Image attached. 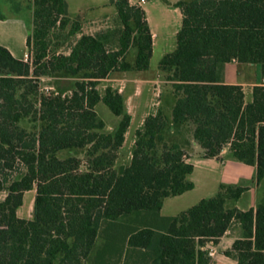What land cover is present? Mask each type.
<instances>
[{"label":"trees","instance_id":"1","mask_svg":"<svg viewBox=\"0 0 264 264\" xmlns=\"http://www.w3.org/2000/svg\"><path fill=\"white\" fill-rule=\"evenodd\" d=\"M31 2V62L0 46V264H210L207 244L236 226L240 238L223 255L264 264V201L246 212L226 205L246 186L221 184L176 216L160 214L164 199L194 188L192 157L227 149L255 167L257 184L264 178V85L245 103L241 87L222 81L231 61L259 66L264 81V0L166 2L182 15L176 47L158 64L169 87L119 168L131 117L116 89L97 88L113 72L149 69L145 12L109 0L116 24L90 35L66 0ZM40 79L74 83L40 93ZM98 103L120 118L111 133ZM30 191L33 216L19 218Z\"/></svg>","mask_w":264,"mask_h":264},{"label":"rangeland","instance_id":"2","mask_svg":"<svg viewBox=\"0 0 264 264\" xmlns=\"http://www.w3.org/2000/svg\"><path fill=\"white\" fill-rule=\"evenodd\" d=\"M73 8V4L78 6L80 12L79 18L85 20V31L89 33L100 26L110 25L114 26L117 19L114 7L110 4L109 0H66ZM136 3L137 0H130ZM174 2L176 0H145L144 8L146 10V18L152 34H154L152 41V56L150 59L149 69L147 73H131V76L143 75L148 77L150 82L139 85L141 95L139 97V104L137 109H132L133 121L126 134L125 143L121 150V156L116 164V168L128 165L133 144L135 140V130L142 125V116L152 114L161 105L164 100V94L168 90V85L164 83L163 75L158 71V64L163 56L171 53L176 47V34L181 28L182 16L178 8H175L166 2ZM32 2L31 0H0V15L4 18L0 20V44L12 48L14 56H23L24 50V37L25 34L32 31ZM72 12V11H71ZM8 20H16L8 22ZM18 20L20 22H18ZM132 54V53H131ZM74 80L70 79H40L39 92H64L68 93L73 88ZM100 94H103L104 87L98 88ZM247 102L252 100V94L246 91ZM130 105L124 99V108L127 112ZM104 109V112H103ZM131 110V109H130ZM98 114L105 118L103 113H106L112 119L119 120L113 116L106 106L100 104L96 110ZM103 112V113H102ZM146 114V115H145ZM197 159H192L189 163L197 162ZM191 175L189 176V178ZM216 177V174H215ZM194 178V176H193ZM211 193H202L199 189L196 192L187 194V198H183L186 202H182L173 209H169L166 205L176 200L169 199L161 211V215L177 214L186 210L190 205L196 204L202 198H209L213 196ZM189 195V196H188ZM264 195V182L260 185L258 196L260 202ZM5 193H0V201L5 198ZM35 191L25 193L23 205L17 211V216L22 219H31L33 216ZM235 203L227 202V207ZM167 207V208H166Z\"/></svg>","mask_w":264,"mask_h":264},{"label":"crops","instance_id":"3","mask_svg":"<svg viewBox=\"0 0 264 264\" xmlns=\"http://www.w3.org/2000/svg\"><path fill=\"white\" fill-rule=\"evenodd\" d=\"M67 4H68V2H67ZM142 9L146 14L144 4L142 5ZM68 12H69V16L71 17V19H79L81 21V23H82L81 31L83 34L92 35L96 32H99L105 28L110 27V25L109 26L108 25L100 26L99 28H96V30H93L92 32L90 31L89 33H87L85 31V25H84L85 20L79 18V16H78V14L80 12L78 6L73 4V8H72V6H70L68 4ZM146 20H147V18H146ZM14 21H16V20H8V22H14ZM18 22H20V21L18 20ZM147 23H148V21H147ZM27 36H28V31L24 37V42H23L24 43V50H23L24 54L21 57L14 56V53H13L11 47L4 46L3 44H0V46L6 48L16 59L24 61L25 55L29 54L28 48L26 46ZM153 37H154V34H152V41H153ZM147 71L135 72V73H147ZM131 73H134V72H123V73L122 72H113L105 80H102L98 86V88L100 86H102V87H104V89L108 86L112 87V88L116 89L123 96L124 99L126 97V101L128 102V105H130L128 110H127V113L131 117L130 126H131V123L133 121L132 109L133 108L137 109V105L139 104V102H138L139 97L141 95V90H140L139 85L146 84V83L150 82L148 77H145L143 75L131 76ZM222 81L226 85H235V86L241 87L243 94H244L245 103H248L247 98H246V91L249 90L252 94V89L254 87L264 85V81L262 79L259 66L249 65V64H240V63H237L235 61H231L230 63H227L224 65L223 73H222ZM164 83H166V82L164 81ZM100 104H102V103H98L96 105L95 111L97 110V108L99 107ZM103 112H104V109H103ZM155 112H153L152 114H154ZM96 113L98 114L97 111H96ZM152 114H148V115H152ZM103 115L105 118H102L98 114V116L105 123L104 131L107 133H111L117 127V125L120 121V118L117 117L119 120H116V119H112L111 117H109L106 113H103ZM148 115L142 116V119H141L142 124H143L144 119ZM130 126H129V128H130ZM129 128H128V130H129ZM138 129H136V130H138ZM128 130H127V132H128ZM136 130H135V132H136ZM127 132H126V134H127ZM126 134H125V139H126ZM125 139H124V143H125ZM124 143H123V145H124ZM123 145L118 152V160L121 156V150L123 148ZM129 157L131 160V156H129ZM192 159L198 160L195 163H190L193 166V172H192L189 180L194 184V188L191 191H188V192H186L180 196L164 199V201H163L164 207L166 205V202L169 199H174L176 201L171 202L170 204H168L166 206L169 209L175 208L177 205L181 204L182 202L183 203L186 202V200H183V198H187V194H191L193 192H196V190H198V189L202 193H211L214 196L217 193L218 187L221 184H225V185H238V184H240V185L246 186V190L242 193L240 198L234 204V206L242 212H246L250 209H255L256 206L260 203L259 199H261V198H259V196H258V190H259L260 185L264 182V178L262 179V181L259 184H257L255 182V172H256L255 167L248 166V165H245V164H242V163L236 161L235 159L230 157L227 149L222 151V154L220 155V158H218V159L217 158L202 159V158H198V157H192L188 160V162H190ZM118 160H117V162H118ZM117 162H116V164H117ZM215 174H216V177H215ZM193 176H194V178H193ZM210 197H212V196H210ZM263 198H264V195H263ZM202 199H204V198H202ZM191 206H193V204L190 205L188 208H190ZM162 208H163V205H162ZM162 208H161V211H162ZM161 211H160V214H161ZM183 211H185V210H183ZM179 213L180 212H178L177 214H179ZM177 214H172L171 216H176ZM164 217H170V216L164 215ZM239 238H240V230L236 226V227H233L230 231L226 232L224 234V236H222L218 240L216 245H212V243L209 242L207 244V249L209 251V256L211 258L210 264H237L236 261H234L233 259L224 256L223 253H224V251L230 249L233 242Z\"/></svg>","mask_w":264,"mask_h":264},{"label":"built area","instance_id":"4","mask_svg":"<svg viewBox=\"0 0 264 264\" xmlns=\"http://www.w3.org/2000/svg\"><path fill=\"white\" fill-rule=\"evenodd\" d=\"M129 5L133 6V5H137L142 7L143 4H145V0H137L136 3H132L130 0H128ZM24 62L26 63H30L31 62V58L29 54H26L24 57Z\"/></svg>","mask_w":264,"mask_h":264}]
</instances>
